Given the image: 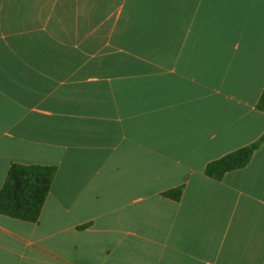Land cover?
<instances>
[{"label":"crops","instance_id":"obj_1","mask_svg":"<svg viewBox=\"0 0 264 264\" xmlns=\"http://www.w3.org/2000/svg\"><path fill=\"white\" fill-rule=\"evenodd\" d=\"M264 0H0V188L55 165L0 264H264ZM181 187L178 200L163 192Z\"/></svg>","mask_w":264,"mask_h":264},{"label":"trees","instance_id":"obj_2","mask_svg":"<svg viewBox=\"0 0 264 264\" xmlns=\"http://www.w3.org/2000/svg\"><path fill=\"white\" fill-rule=\"evenodd\" d=\"M257 108L264 110V89L257 103ZM261 144H264V133L250 144L206 163L205 175L214 180H221L226 172L247 165L254 151ZM56 170L55 165L11 163L0 188V214L36 222ZM181 193V187L163 192L165 196L175 200L180 198Z\"/></svg>","mask_w":264,"mask_h":264}]
</instances>
